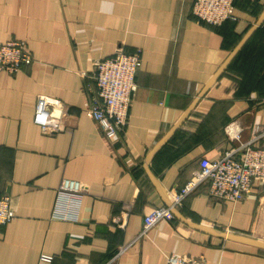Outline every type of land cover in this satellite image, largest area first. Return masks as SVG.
Here are the masks:
<instances>
[{
  "label": "crops",
  "instance_id": "crops-1",
  "mask_svg": "<svg viewBox=\"0 0 264 264\" xmlns=\"http://www.w3.org/2000/svg\"><path fill=\"white\" fill-rule=\"evenodd\" d=\"M192 1L0 0V43L22 41L33 58L0 70V196L14 212L0 228V264H103L122 244L113 264H165L170 253L264 264L254 243L264 244V178L235 201L204 181L172 219L138 236L143 215L169 206L201 158L264 127V0H233L234 16L219 25L198 22ZM117 48L139 49L141 65L127 124L110 140L88 111L86 86ZM39 94L63 102V130L34 122ZM64 178L83 190L64 202L66 219L54 213Z\"/></svg>",
  "mask_w": 264,
  "mask_h": 264
},
{
  "label": "built area",
  "instance_id": "built-area-1",
  "mask_svg": "<svg viewBox=\"0 0 264 264\" xmlns=\"http://www.w3.org/2000/svg\"><path fill=\"white\" fill-rule=\"evenodd\" d=\"M233 9V0H193L190 11L198 22L219 25L234 16ZM32 59V55L24 48L22 41L7 40L0 43V70L14 73ZM140 65L139 49L126 52L122 48H117L113 55L95 63L91 76L94 85L86 86L87 108L107 139L115 138L127 124L130 101L136 89L135 76ZM64 116L66 109L61 100L44 94L37 96L34 122L42 130L45 132L63 130ZM232 138L238 139L239 134L233 133ZM262 138H264V127L256 125L249 140L224 148L216 158H201L199 168L194 174L182 186L171 192L169 206L154 207L143 215L142 228L138 236L146 233L158 222L172 219V208L180 205L183 198L204 181H208L209 193L214 197L232 201L242 199L249 193L254 178H264V148L255 145L256 141ZM82 192L79 182L62 179L58 186L55 215L69 218V208L64 202H71L72 198H78ZM13 216L10 197L0 196V228ZM116 222L122 227L119 218ZM126 248V244L118 246L112 257L103 264H113ZM165 264H208V260L203 255L170 253Z\"/></svg>",
  "mask_w": 264,
  "mask_h": 264
},
{
  "label": "water",
  "instance_id": "water-1",
  "mask_svg": "<svg viewBox=\"0 0 264 264\" xmlns=\"http://www.w3.org/2000/svg\"><path fill=\"white\" fill-rule=\"evenodd\" d=\"M243 41L237 46V48L234 50V52H232V54L229 56V58L224 62V64H222V66L218 69V71L214 74V76H212V78L209 80V82L207 83V85L203 88V91L208 89L212 83L215 81V79L218 77V75L221 73V71L228 65V63L231 61L233 55L235 52H237V50L240 48V46L242 45ZM256 245L258 246H264V244L260 243V242H254Z\"/></svg>",
  "mask_w": 264,
  "mask_h": 264
}]
</instances>
